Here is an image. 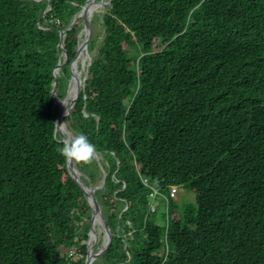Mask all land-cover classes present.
Returning <instances> with one entry per match:
<instances>
[{"label": "trees", "instance_id": "trees-1", "mask_svg": "<svg viewBox=\"0 0 264 264\" xmlns=\"http://www.w3.org/2000/svg\"><path fill=\"white\" fill-rule=\"evenodd\" d=\"M86 3L0 0V264L88 255L93 215L57 150L52 96L61 33ZM83 19L66 31L59 99ZM103 20L66 116L110 168L95 197L112 243L94 264H264V0H113ZM141 177L161 188L155 212Z\"/></svg>", "mask_w": 264, "mask_h": 264}, {"label": "clouds", "instance_id": "clouds-1", "mask_svg": "<svg viewBox=\"0 0 264 264\" xmlns=\"http://www.w3.org/2000/svg\"><path fill=\"white\" fill-rule=\"evenodd\" d=\"M92 1V0H91ZM90 1V2H91ZM93 1H95L102 9H103V11H104V13H105V7H107V6H110L108 3H109V1L110 0H100V1H98V0H93ZM85 7H86V4H85V6L83 7V9L75 16V18H74V20H73V22H72V24H71V27H72V25H74L75 23H76V21L78 20V19H82V18H84L83 19V24H82V30H81V33L79 34V46L80 45H82L83 44V42H84V40H85V34H86V32H84V29H85V19H86V13L84 12V10H85ZM86 10H88V8H86ZM104 17V16H103ZM92 22H93V20H91V31H92ZM71 27L70 28H68L67 30H65V31H63L65 34H66V31H68V30H70L71 29ZM84 34V39H83V42H81V36ZM90 37H91V35H90ZM66 39V38H65ZM64 42H65V40H64ZM89 42H90V40H89ZM64 45H65V43H64ZM79 46H78V49H79ZM89 44L86 46V48H84V51L86 50V52L88 51L89 53H90V51H89ZM86 53L87 54V56H90V54L89 53ZM95 51H93L91 54V56L90 57H92L93 58V56L95 55ZM62 56H63V60L62 61H60V63L61 62H63L64 61V59H65V57L67 58V53H66V55L65 54H62ZM76 59V58H75ZM93 60V59H92ZM67 61V60H66ZM75 61V60H74ZM88 61V60H87ZM66 63V62H65ZM56 69V68H55ZM54 69V70H55ZM61 69H62V67H61ZM61 69L58 71V75H57V77L59 76V74H60V71H61ZM81 72H82V69H81ZM83 74H84V72H82ZM57 77H56V81H57ZM87 82V81H86ZM81 84H80V86H79V88L78 89H76V92H77V96H78V94H79V92L81 91V90H83L82 88H81ZM53 87H54V84H53ZM84 91V90H83ZM55 92H56V90H55ZM67 95V94H66ZM53 96V95H52ZM77 96H76V99H77ZM67 96H65V98L64 99H59L58 97H57V95H55L54 96V99H55V101H56V103H57V105L59 106V103H61V102H63V100H66L67 98H66ZM76 103V102H75ZM63 104V103H62ZM75 105V104H74ZM74 107V106H73ZM72 107V108H73ZM63 108V107H62ZM71 108V109H72ZM71 111V110H70ZM69 111V112H70ZM68 112V113H69ZM59 115H60V108H59ZM59 118V117H58ZM57 121H58V119H57ZM57 121H56V126H55V131H56V133L58 134H60V142L61 143H64L63 144V146L62 147H60V148H58L57 150H58V152L65 158V160L67 161V164H68V169H69V171H70V174H72L73 176H74V178H75V175L78 177V179L81 181V182H83L86 186H87V182H86V180H88L89 181V184L88 185H90V186H94L92 183V181H91V179L89 178V176L88 175H85V173L84 174H82V172L77 168V164H76V162H81V163H84V164H89V163H91L92 161H93V159H95L94 157H95V154H97V156H98V158H99V153L97 152V146L94 144V143H92L90 140H89V138H88V136L85 134V133H83V132H81L80 134H78V135H76V133L74 132V131H72L71 130V128L69 127V125H68V127H69V130H67V128H66V121H67V117H66V121H65V124H64V127H60L61 125H57ZM99 121V120H98ZM69 124V123H68ZM64 134L66 135V136H64ZM70 140V141H67V140ZM101 155V154H100ZM104 158V157H103ZM96 160V159H95ZM99 160V159H98ZM100 161V160H99ZM70 162H72V164L70 163ZM100 163H101V161H100ZM101 165H102V167L104 168V170L108 173V175L110 174V168H109V164L106 162V164L103 166V164L101 163ZM106 168H108V170L106 169ZM75 171V172H74ZM101 172H102V170H101ZM102 174H103V172H102ZM84 177H88V179H86V178H84ZM108 177V176H107ZM86 179V180H85ZM143 179H145L144 177H141V181L143 182ZM75 180H76V178H75ZM103 180H104V174H103ZM103 180H102V182H101V184H100V186H94V187H97L98 189L96 190V191H98V190H100V189H103L104 188V186L106 185V181H107V178H106V180H105V183L103 184ZM149 180V179H148ZM77 182V181H76ZM96 182V181H95ZM94 182V183H95ZM89 187V186H88ZM124 187H125V185H124ZM147 187H149L150 188V190H152V187H155L156 189H158L159 191H161V188L160 187H157L154 183H150V180H149V186H147ZM172 186H170V188H171ZM178 187V186H177ZM95 191V192H96ZM153 191V190H152ZM179 191H180V189H179ZM87 192V191H86ZM179 193V192H178ZM178 193H177V196H178ZM153 194V193H152ZM87 196H88V192H87ZM176 196V197H177ZM149 200H150V203H149V206H150V210H151V205L152 204H155V203H157V204H159V202L157 201V197H155V199L153 200V197H151V195L149 196ZM176 199V198H175ZM88 200V199H87ZM88 202H89V205L91 204L90 203V199L88 200ZM99 204V203H98ZM166 205L168 206V203H166ZM101 207V206H100ZM102 209V208H101ZM126 209H127V207H126ZM125 209V210H126ZM103 212V211H102ZM152 212V211H151ZM106 219V218H105ZM93 223H94V221H93ZM99 226L106 232V230H105V228H104V226H103V224H102V222H100L99 223ZM110 228V227H109ZM94 229H95V227L93 228V231H94ZM93 231H91V233H93ZM102 245V244H101ZM101 247V246H100ZM99 247V248H100ZM98 250V249H97ZM96 252V251H95ZM71 253H73V252H71ZM73 254H75V257L76 256H82L81 254H79L78 253V255H76V252L75 253H73ZM73 254H71V255H73ZM87 258V257H86ZM86 261V260H85Z\"/></svg>", "mask_w": 264, "mask_h": 264}, {"label": "rangeland", "instance_id": "rangeland-1", "mask_svg": "<svg viewBox=\"0 0 264 264\" xmlns=\"http://www.w3.org/2000/svg\"><path fill=\"white\" fill-rule=\"evenodd\" d=\"M98 1H100V0H98ZM96 8V9H95ZM106 8V7H105ZM95 9V10H94ZM94 9L93 8H91L90 10H92V11H90L92 14H93V22H92V38L95 40V42H96V44H97V46L98 45H100L101 44V42H102V40H103V38H104V33H105V27H104V20H103V16H104V11H103V9L97 4V3H94ZM81 25L83 24V21H80L79 22ZM83 42V41H82ZM159 50H161V47L160 48H158ZM83 52H84V49L82 50V51H80L79 52V57L78 58H76L75 59V61L72 63V74H71V78L70 79H68L67 80V87H66V98H67V100H66V104L63 106V110L66 108V107H68V105H69V101H70V98H71V95H69V91H70V89H71V83L72 82H74V78H75V71H76V69H77V67H78V70L81 68L82 69V64H81V61H80V56H81V54H83ZM88 52V51H87ZM86 52V53H87ZM89 53V52H88ZM92 52H90L89 54H90V56L92 55L91 54ZM83 58H85V60H88V58H87V54L85 55V54H83ZM79 63V64H78ZM84 63V62H83ZM86 64H88V62L86 63ZM81 69H80V71H78V73H82L81 72ZM60 75V74H59ZM79 76H81V75H79ZM79 86H80V82L77 84V87H76V89H78L79 88ZM69 95V96H68ZM65 100H63V102H64ZM63 102H61L60 103V105H62V103ZM68 112H69V110H68ZM68 122L66 121V128H67V130H69V127H68ZM70 131V130H69ZM64 136H66L65 134H64ZM67 141H70L69 139L67 140ZM100 161H101V163L103 164V166L106 164V160H105V158H103V156L102 155H100L99 154V158H98ZM96 162V165H95V167H93L92 166V164L90 163L89 164V167H87V169L85 170V175H89V176H91L92 175V177L94 176V178H95V176H96V182L95 183H92L94 186H100V184H101V182H102V180H103V174H102V172H101V168H100V165L99 164H101V163H99L97 160H95ZM111 164H112V162H111ZM105 167V166H104ZM107 170H108V168H106ZM94 174H93V173ZM82 174H84V172H82ZM84 178H86V179H88V177H84ZM85 179V180H86ZM86 182L89 184V181L88 180H86ZM87 184V186H89L90 187V185H88ZM87 199L89 200L90 198L87 196ZM194 199H195V194L193 193V192H191V191H189L187 188H183L182 190H180L179 191V193H178V196L176 197V200H177V202H179L180 204L184 201V203H191V202H194L195 203V201H194ZM154 208H155V210L157 209V207L159 206V204H157V203H155L154 205ZM165 206V205H164ZM164 206H160L159 207V212H160V215H158V221H159V223L160 224H162V225H165L166 224V222L164 221V219H163V217H162V213L164 212ZM165 210H166V212H167V208L165 207ZM95 221V220H94ZM157 221V222H158ZM99 223L100 222H98V223H95V229H94V231H93V233H92V235H91V243L93 244V247H92V254H94V251H96L100 246H101V244H103V242H105L104 241V237H105V235H106V232L100 227V230H101V233H102V238H101V236L99 235L98 236V231H97V229H99L98 228V225H99ZM118 224V223H117ZM92 226H93V224H92ZM113 227H117L116 226V224H114L113 225ZM113 230H114V228H113ZM117 231V230H116ZM72 252H74L75 253V251L73 250ZM70 254H71V252H70ZM82 256H76L75 258H74V260H78V259H80ZM99 260V258L96 260V261H94L93 262V264L95 263V262H97Z\"/></svg>", "mask_w": 264, "mask_h": 264}, {"label": "water", "instance_id": "water-1", "mask_svg": "<svg viewBox=\"0 0 264 264\" xmlns=\"http://www.w3.org/2000/svg\"><path fill=\"white\" fill-rule=\"evenodd\" d=\"M91 0H87V3H86V7H85V10L84 12L86 13V19H85V29H84V32H86V36H85V40L83 42L82 45L79 46V49H78V54L80 51H82L84 48H86V46L89 44V40H90V35H91V20L88 16V12H86V8L89 6V3H90ZM113 0H110L109 1V5L112 3ZM66 38V34L64 32L61 33V47L63 49V54L66 55V51H65V45H64V40ZM77 54L76 58L79 57V55ZM88 58V64L83 65L82 67V72H84V78L81 80L79 79V82L80 84L82 85L81 88L85 91V88H86V85H87V78H88V72H89V68L91 66V63H92V57L90 56H87ZM67 58L65 57L64 61L63 62H59V64L57 65L56 69L54 70L53 74H54V77H55V81H54V87H53V92H52V95L53 97L56 95V86H57V81H56V77H57V73L58 71L61 69V67L65 64ZM76 96H77V92H76V95L75 97H73V99L70 101V105H69V111L70 109L74 106L75 102H76ZM63 104L60 105L59 103V108H60V115H59V118H58V121H57V125H61L60 127H64V124H65V121H66V116L68 113H66L65 110H63ZM98 162V156L97 154H95V157H94ZM72 164V162H70ZM100 163V162H99ZM100 165V168L104 174V180H103V184L105 183V180L108 176V173L104 170V168L102 167L101 164ZM75 172V171H74ZM75 178H76V181L77 183L85 190L88 192V197L90 198V208H91V212H92V215H93V221L96 220V218L98 217L99 220L102 221V224L106 230V233H107V241H106V244H104V246L101 248H98V250H96V252L94 254H92V248L93 247V244L91 243L92 241H90V248H89V251H88V255H87V258H86V261H85V264H93L94 261H96L98 258H100L102 255H104L110 248V245L112 243V232H111V229L109 228L108 224H107V221L103 215V212H102V209L100 207V205L98 204L97 202V199L95 197V191L98 189L97 187H94V186H86L83 182H81L78 177L75 175ZM95 226V221L93 223V226H92V229L91 231H93V228ZM103 245V244H102ZM101 245V246H102Z\"/></svg>", "mask_w": 264, "mask_h": 264}, {"label": "bare ground", "instance_id": "bare-ground-1", "mask_svg": "<svg viewBox=\"0 0 264 264\" xmlns=\"http://www.w3.org/2000/svg\"><path fill=\"white\" fill-rule=\"evenodd\" d=\"M94 3H96L95 1H91L90 3H89V6L87 7L88 9H90V7H92L93 8V6H94ZM89 18H90V20H92L93 19V14L91 13L90 14V16H89ZM82 37V41H83V39H84V34L81 36ZM83 54H84V52H83ZM83 54H81V56H80V61L82 60V56H83ZM84 62V63H83ZM86 63H87V60H83V61H81V64H82V66L83 65H85L86 66ZM79 64V63H78ZM78 68L76 69V71H75V78H74V82H72L71 83V89H70V91H69V95H71V98H70V101L73 99V97H75V95H76V87H77V84L79 83V79H83L84 78V74L83 73H81L80 75L81 76H77V74H78ZM68 95V96H69ZM67 100V99H66ZM66 100L63 102V106L66 104ZM70 101H69V105H70ZM69 105H68V107H69ZM68 107H66L64 110L66 111V113H68V110H69V108ZM98 222H102L101 220H99V218L97 217L96 218V220H95V223H98ZM98 228L99 229H97V231H98V236L100 235L101 236V238H102V233H101V230H100V226L98 225ZM107 238H108V236H107V233H106V235H105V237H104V241L105 242H103V245L101 246V248L104 246V244H106V241H107ZM92 248V247H91ZM94 253H95V251H94Z\"/></svg>", "mask_w": 264, "mask_h": 264}, {"label": "built area", "instance_id": "built-area-1", "mask_svg": "<svg viewBox=\"0 0 264 264\" xmlns=\"http://www.w3.org/2000/svg\"><path fill=\"white\" fill-rule=\"evenodd\" d=\"M143 183L146 185V186H149V180L148 179H143ZM179 187L177 186H172L171 187V190H170V197L171 198H176L177 196V193L179 192ZM152 190H153V194H151V197H153V200L155 199V197H157L160 193V191L158 189H156L155 187H152ZM154 204L151 205V211L152 212H155V208L153 206ZM74 253V252H73ZM72 253V254H73ZM76 255H78V253H76Z\"/></svg>", "mask_w": 264, "mask_h": 264}, {"label": "crops", "instance_id": "crops-1", "mask_svg": "<svg viewBox=\"0 0 264 264\" xmlns=\"http://www.w3.org/2000/svg\"><path fill=\"white\" fill-rule=\"evenodd\" d=\"M85 60V59H84Z\"/></svg>", "mask_w": 264, "mask_h": 264}]
</instances>
